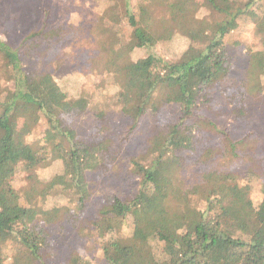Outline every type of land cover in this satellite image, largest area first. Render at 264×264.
I'll list each match as a JSON object with an SVG mask.
<instances>
[{
	"label": "trees",
	"instance_id": "trees-1",
	"mask_svg": "<svg viewBox=\"0 0 264 264\" xmlns=\"http://www.w3.org/2000/svg\"><path fill=\"white\" fill-rule=\"evenodd\" d=\"M109 1L102 11L111 24L107 44L99 46L102 70L125 55L149 48L140 13L156 11L162 19L181 24L200 14L175 8L169 0ZM227 1H233L234 8L202 0L205 20H199V28L182 26L183 35L198 49L175 61L147 55L125 68L122 90L112 99L120 114L131 120V129L144 116L159 115L169 107L181 118L158 126L164 137L158 151L151 144L130 160V172L139 178L136 194L128 200L115 198L98 210L92 232L101 240L104 264H264V180L259 166L249 159V150L254 149L250 134L232 142L210 121L196 116L213 106L215 86L228 77L231 67L224 40L242 24L252 25L259 47L249 55L245 95L256 96L264 87L260 82L264 0ZM43 13L47 17L49 11ZM216 17L221 20L215 22ZM49 25L44 22L15 47L0 40V264H48L47 241L71 212L85 209L90 198L86 174L103 163L93 138L78 136L61 119L73 111L74 103L54 81L39 83L35 71L25 68L32 58L40 59L60 45L63 30ZM237 114L242 118V109ZM42 120V138L29 140ZM198 130L219 137L222 149L211 140L187 194L182 178L187 169L184 153L195 151ZM216 158L218 167L213 166ZM247 158L251 166L242 175L230 171L231 164ZM19 167L28 182L21 192L13 187ZM48 169L54 174L51 181H44ZM257 192L262 198L256 208L232 214L229 199ZM47 203L54 207H40ZM35 214L42 222L33 226ZM231 217L233 227L224 228ZM75 264L87 263L77 258Z\"/></svg>",
	"mask_w": 264,
	"mask_h": 264
},
{
	"label": "rangeland",
	"instance_id": "rangeland-1",
	"mask_svg": "<svg viewBox=\"0 0 264 264\" xmlns=\"http://www.w3.org/2000/svg\"><path fill=\"white\" fill-rule=\"evenodd\" d=\"M175 8H190L200 14L190 16L180 22L162 19L156 11L140 13V28L149 42V48L136 51L133 55H125L113 63L111 68L102 70L99 46L106 45L109 40L111 24L102 16V11L110 6L109 0H0V40L13 47L24 39L28 33L39 30L42 24L49 21L51 29L63 30L60 45L56 50L45 53L40 59L32 58L27 71H35L37 82L47 79L54 81L74 103L72 112L61 117L78 136L90 135L98 145L99 155L103 163L86 174L89 184L90 198L85 209L61 222L47 241L46 252L48 264H75L77 258L87 264H104L101 257V240L92 232V222L97 218L98 210L109 205L115 198L131 199L139 187V178L130 172V160L143 153L152 144L158 151L163 145L159 125L177 122L181 115L174 108H166L159 115H146L135 129L132 122L123 117L114 106L112 97L119 95L124 85L125 68L147 55H156L166 61L179 60L193 49H198L182 33V26L187 29H198L202 0H169ZM219 7L234 8L235 3L227 0H215ZM33 7L30 8V6ZM49 11L48 16L42 8ZM32 14V15H29ZM201 17V18H200ZM208 17H206V20ZM221 18L216 17L215 22ZM216 27L209 35L214 36ZM225 49L230 58L228 77L217 84L214 89L212 107L200 110L196 116L210 121L217 131L225 132L232 142H238L245 134H250L252 141L249 159L259 166L260 179L264 180V87L256 95H245L249 55L258 49V41L254 37L252 25H240L239 29L225 37ZM264 85V77L260 81ZM242 109L243 117L237 114ZM44 121L31 131L29 140L41 139ZM213 133L198 130L195 134V151L184 153L187 169L182 173L186 184V193L195 181V175L202 162V154L214 142L221 150V140L214 138ZM239 159L226 168L228 171L241 174L250 161ZM239 162V163H238ZM219 160H213L218 167ZM251 166V165H250ZM226 171V170H224ZM53 169L43 173L44 181H51ZM28 182L21 167L16 171L13 187L21 192ZM262 195L257 192L250 197L234 195L228 200L233 215L240 214L250 207H257ZM41 208L50 209L52 203ZM35 221L41 223V216L35 214ZM229 219L224 228L233 227L234 221Z\"/></svg>",
	"mask_w": 264,
	"mask_h": 264
}]
</instances>
